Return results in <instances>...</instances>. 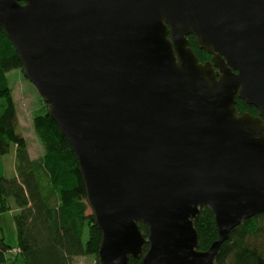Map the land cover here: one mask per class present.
<instances>
[{
	"label": "water",
	"instance_id": "1",
	"mask_svg": "<svg viewBox=\"0 0 264 264\" xmlns=\"http://www.w3.org/2000/svg\"><path fill=\"white\" fill-rule=\"evenodd\" d=\"M0 27L77 156L98 264H215L264 213V0H0Z\"/></svg>",
	"mask_w": 264,
	"mask_h": 264
},
{
	"label": "trees",
	"instance_id": "2",
	"mask_svg": "<svg viewBox=\"0 0 264 264\" xmlns=\"http://www.w3.org/2000/svg\"><path fill=\"white\" fill-rule=\"evenodd\" d=\"M189 39L199 59L210 58L197 47L194 37L189 36ZM13 70L24 74L19 55L0 27V154L14 155L16 169L13 177H0V215L12 204L20 210L14 214V223L17 246L25 264H73L77 256L98 258L101 231L94 215L87 214L86 187L77 156L42 99L44 110L34 117V130L45 155L40 159L31 157L20 131L8 79V73ZM237 102L240 110H258L241 99ZM194 224L199 233V249L206 251L218 239L212 209L202 207ZM139 226L148 237V226L143 223ZM87 227L89 235L85 240ZM3 231L0 221V233L4 234ZM13 247L4 237L0 239V264L8 262L7 254ZM148 249L146 244L144 250ZM129 264H142V261L131 256ZM215 264H264V213L244 221L230 232L216 254Z\"/></svg>",
	"mask_w": 264,
	"mask_h": 264
},
{
	"label": "rangeland",
	"instance_id": "3",
	"mask_svg": "<svg viewBox=\"0 0 264 264\" xmlns=\"http://www.w3.org/2000/svg\"><path fill=\"white\" fill-rule=\"evenodd\" d=\"M8 79L10 86L13 89V98L15 97L14 101L18 113L20 131L27 141L31 157L34 159H40L45 155V149L41 140L35 133L34 117L43 113L44 104H42V97L40 96L36 87L20 70H13L9 72ZM0 166H4V169L8 174V176L6 175L7 177H13L16 173L14 155H7V157L3 159L1 158L0 154ZM3 176L4 173H1L0 177ZM8 209L5 210L2 215H0L1 225L4 229V234L0 233V239L4 237L8 244L14 246L7 254L8 262H6V264H11L15 260V264H25L21 257L20 249L17 246V232L14 223V214L18 213L20 210L17 209L13 204ZM87 214H93L90 207L87 211ZM85 232L86 240L87 236L89 235L88 227L85 229ZM72 261L73 264H98V258L94 255L77 256L73 258Z\"/></svg>",
	"mask_w": 264,
	"mask_h": 264
},
{
	"label": "flooded vegetation",
	"instance_id": "4",
	"mask_svg": "<svg viewBox=\"0 0 264 264\" xmlns=\"http://www.w3.org/2000/svg\"><path fill=\"white\" fill-rule=\"evenodd\" d=\"M199 60H200L201 63L212 62V55H210V58L207 59V60H202V59H199ZM216 70H218V69L216 68ZM238 99L239 98H237V100ZM247 106H250V105H247ZM251 107H253V106H251ZM236 108L238 109L239 115H242V114H245V113H249V114H251L252 116H255V117L259 116V111L258 110L254 111V112H251V110H248V109L240 110V108L238 107L237 103H236Z\"/></svg>",
	"mask_w": 264,
	"mask_h": 264
},
{
	"label": "crops",
	"instance_id": "5",
	"mask_svg": "<svg viewBox=\"0 0 264 264\" xmlns=\"http://www.w3.org/2000/svg\"><path fill=\"white\" fill-rule=\"evenodd\" d=\"M15 98V97H14ZM7 156H1V158H6ZM1 173H4V175H7L8 176V174H7V172L5 171V169H4V166H0V174ZM11 174V173H10ZM15 175H16V173H15Z\"/></svg>",
	"mask_w": 264,
	"mask_h": 264
},
{
	"label": "bare ground",
	"instance_id": "6",
	"mask_svg": "<svg viewBox=\"0 0 264 264\" xmlns=\"http://www.w3.org/2000/svg\"><path fill=\"white\" fill-rule=\"evenodd\" d=\"M48 111V110H47Z\"/></svg>",
	"mask_w": 264,
	"mask_h": 264
}]
</instances>
